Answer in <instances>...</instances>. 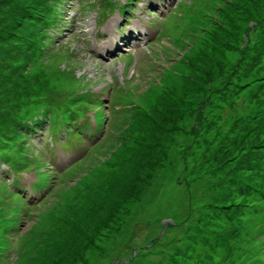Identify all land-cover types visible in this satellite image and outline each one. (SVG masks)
Returning <instances> with one entry per match:
<instances>
[{"label":"rangeland","instance_id":"obj_1","mask_svg":"<svg viewBox=\"0 0 264 264\" xmlns=\"http://www.w3.org/2000/svg\"><path fill=\"white\" fill-rule=\"evenodd\" d=\"M62 1L0 0V151L49 177L40 199L26 172L0 166V264H264V0H133L126 16L154 3L135 18L163 22L141 39L137 20L121 25L120 3L102 19L103 0ZM54 5L58 28L41 33ZM129 28L116 53L91 52ZM173 28L185 32L177 42ZM62 43L75 71L56 62ZM91 95L94 114L77 124L98 115L99 136L74 145L50 131L46 103ZM42 115L46 126L22 138Z\"/></svg>","mask_w":264,"mask_h":264},{"label":"trees","instance_id":"obj_2","mask_svg":"<svg viewBox=\"0 0 264 264\" xmlns=\"http://www.w3.org/2000/svg\"><path fill=\"white\" fill-rule=\"evenodd\" d=\"M47 1V0H46ZM62 0H54V2H56V4H59ZM48 9L47 7H44V8H40V11L39 9H37V12H39V15L41 13L40 16H43L44 13H48V11L46 10ZM51 17H47L46 21H42V26H43V29L45 30H41V33H47V34H50L49 30H50V27L52 26H55L58 24V13H57V8L56 6L54 5V8L51 7ZM42 38H46L47 36H44V35H41ZM39 37V36H38ZM49 37V36H48ZM53 39L51 37L48 38V43L46 45V47H48L50 44H51V41ZM29 49V52L30 54H33L32 51L34 50V46L32 45V47L30 46V43L28 45V48H27V51ZM49 49L47 50V53H49ZM63 51L62 50H58L57 53H55V57H56V62L59 61L64 53H62ZM29 54V55H30ZM47 55H53V54H47ZM46 109H47V114H52V118L50 119V122H49V126H52V128H54L55 124L56 125H59V126H62L61 128L62 129H67L68 125L71 123V121H73L74 119V114H75V111L72 110L71 112H68L67 111L69 110L67 107H60V112L59 114L56 113V111L58 109H52L51 107H53L51 105V103H46L45 106H44ZM48 115L47 116H43L42 115V119L39 121V123H35L33 124V126H31L29 128V130L27 131H23L22 130V134H21V137L22 138H25V137H28L29 135H27L26 133L28 132H33L35 130H40L43 126H46V121L48 119ZM58 120H61L60 122H57ZM28 139V138H26ZM3 148V147H2ZM5 148H8V147H5ZM24 151L27 149L26 148H22ZM15 154V153H14ZM18 153H16L15 155H12V156H5L4 152L0 151V166L2 164L6 165L7 167H9L10 169H12L13 171H16V167H18L19 165L23 164V162L26 160L25 157H23L22 159L20 160H16L14 159V157L17 156ZM14 160H15V164L14 163ZM242 253V250L239 251ZM4 256V255H3ZM0 259H1V254H0Z\"/></svg>","mask_w":264,"mask_h":264},{"label":"bare ground","instance_id":"obj_3","mask_svg":"<svg viewBox=\"0 0 264 264\" xmlns=\"http://www.w3.org/2000/svg\"><path fill=\"white\" fill-rule=\"evenodd\" d=\"M115 28H116V27H115ZM115 28H114V29H115ZM114 37H115V36H114ZM115 38H116V37H115ZM109 42H110V44H107L106 47H104L103 49L100 50V53H101V54H104V53H105V54H109V51L107 52V49H112L113 46L116 47V45H113V44H115V42H116L115 40H109ZM94 54H95V53H94ZM95 55H96V54H95ZM97 56H98V55H97Z\"/></svg>","mask_w":264,"mask_h":264}]
</instances>
